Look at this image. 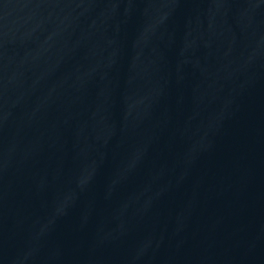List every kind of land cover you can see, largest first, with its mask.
<instances>
[{
    "label": "water",
    "instance_id": "1",
    "mask_svg": "<svg viewBox=\"0 0 264 264\" xmlns=\"http://www.w3.org/2000/svg\"><path fill=\"white\" fill-rule=\"evenodd\" d=\"M0 264H264V0H0Z\"/></svg>",
    "mask_w": 264,
    "mask_h": 264
}]
</instances>
